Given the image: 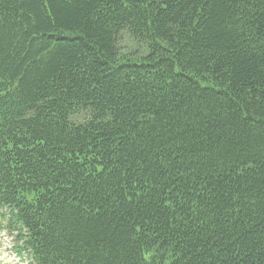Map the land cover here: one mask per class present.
Wrapping results in <instances>:
<instances>
[{"label":"trees","instance_id":"trees-1","mask_svg":"<svg viewBox=\"0 0 264 264\" xmlns=\"http://www.w3.org/2000/svg\"><path fill=\"white\" fill-rule=\"evenodd\" d=\"M0 220L34 264H264V0H0Z\"/></svg>","mask_w":264,"mask_h":264},{"label":"rangeland","instance_id":"rangeland-1","mask_svg":"<svg viewBox=\"0 0 264 264\" xmlns=\"http://www.w3.org/2000/svg\"><path fill=\"white\" fill-rule=\"evenodd\" d=\"M124 50L136 51L137 47L130 39L121 42ZM0 264H31L30 258L14 249V238L9 232L0 231Z\"/></svg>","mask_w":264,"mask_h":264}]
</instances>
